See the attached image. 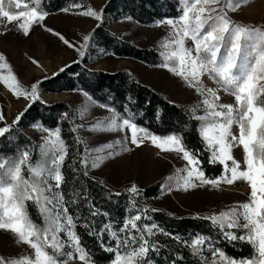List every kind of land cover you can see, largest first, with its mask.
Segmentation results:
<instances>
[{"label": "snow or ice", "instance_id": "snow-or-ice-1", "mask_svg": "<svg viewBox=\"0 0 264 264\" xmlns=\"http://www.w3.org/2000/svg\"><path fill=\"white\" fill-rule=\"evenodd\" d=\"M179 2L181 15L157 22V26L166 24L170 27L168 36L160 44L163 49V63L160 66L181 78L203 97L201 103L190 111L193 119L200 122L199 134L206 150L211 153L210 162L220 164L223 174L219 178H208L199 156L186 146L182 136L153 134L107 106L111 116L96 122L90 130L124 131V141L136 147L148 141L160 151L182 154L185 167L176 169L174 176L167 177L162 190L175 188L187 191L202 185L219 188L222 183L233 185L237 181L246 182L250 187L248 202L238 203L203 219L217 227L229 242L250 244L254 250L250 257H229L203 235L182 243L191 249L194 256L204 257L200 264H264V29L235 23L231 19L230 13L245 6L248 0ZM13 5L16 11L11 10ZM22 7L25 10H20ZM72 7L83 6L75 3ZM63 11L68 12L69 9ZM49 14L43 0H7V4L6 0H0V18L8 23L22 21L17 27L25 36L30 34L33 25L42 24ZM78 14L100 22L103 20V9L97 11L89 6ZM47 30L69 48H75L80 57L85 55L84 49L91 39L89 35H85L83 43L77 47L63 35ZM32 63L38 65L36 60H32ZM0 69H8L7 75L0 74V82L13 95L32 102L39 99L38 84H32L30 89L22 87L3 54H0ZM204 76L217 87L205 86ZM221 91L234 97L235 103H220ZM87 100L89 104L81 111L82 117L96 103L91 96H87ZM201 107L204 114L197 115ZM22 116L23 113L17 115L11 125L5 122L0 127V138H7ZM4 121L5 116L0 112V122ZM234 126L239 130L238 135L232 131ZM42 130L46 136L40 146L41 159H33L27 149L15 157L0 156V230L13 233L18 243L26 244L33 250L31 256L8 260L0 257V264H73L77 259L81 264H95L92 254L82 244V238L76 231L79 218L70 213L61 190L65 180L62 166L67 156V145L61 129ZM124 141L116 140L114 144L89 149L88 142L80 138L79 143L85 146L81 165L85 168L89 165L91 168L100 167L108 157L119 155L114 151L102 155L106 150L115 149L117 145L121 146L122 151L130 150ZM237 146H242L245 154L243 167L233 155V148ZM84 175H87V171ZM173 181L174 184L171 183ZM128 192L139 195L135 184ZM30 201L36 204L41 213L43 225L30 218L27 210ZM132 207L135 211L122 221L119 228L104 225V231L113 242L102 245L103 250L113 256L110 264H153L151 253L160 249L151 238L158 232L171 235L155 223H144L151 219L147 215L150 211L148 208L137 207L135 201ZM99 214V211L91 212L93 217ZM173 239L181 242L179 237ZM173 264L176 262L173 261Z\"/></svg>", "mask_w": 264, "mask_h": 264}, {"label": "rangeland", "instance_id": "rangeland-1", "mask_svg": "<svg viewBox=\"0 0 264 264\" xmlns=\"http://www.w3.org/2000/svg\"><path fill=\"white\" fill-rule=\"evenodd\" d=\"M86 1V4H81L83 6L81 8L70 6L71 8H67L69 9L68 12L62 9L56 13H50L42 24L32 26L28 36L23 35L22 30L17 27V24L22 21L8 23L6 19L0 18V54L6 57L7 63L11 66L13 74L22 87L30 89L32 84H38L39 99L37 101H43L46 104L59 102L69 104L76 115L75 121L71 118V122L74 121L73 129H76L75 133L79 139L83 138L88 142L87 147L89 149L104 144H114L116 140L124 141L125 132L91 131L93 124L111 116V113L107 111V108L111 107L106 108L93 99L96 102L95 105L90 106L87 113L82 117L81 111L89 104L87 100L89 95H86L85 92L78 90L57 93L46 92L42 88L43 81L60 73L61 68L66 69L84 61V67L92 71L101 70L117 73L120 70H127L141 84L159 92L167 101L182 105L190 113L193 107L201 103L202 96L198 95L181 78L174 76L166 68L160 66L163 63L161 55L163 49L160 44L170 32L168 25L140 24L129 16L116 17L108 14L106 9L112 0ZM168 1L176 4L177 11L181 15L182 6L179 0ZM89 6L97 11L103 9L102 22L78 14ZM11 10L16 11L14 5ZM20 10L25 9L22 7ZM230 16L235 23L264 29V0H248L245 6L238 11L231 12ZM99 27L118 35L121 40L135 44L139 48L156 50L160 55V63L152 65L140 60L118 57L110 52H104L93 39L95 30ZM47 29L63 35L77 47L83 43V37L89 35L91 39L88 47L84 49L85 55L80 57L75 48H69L58 36L53 35ZM32 60L38 61L39 66L33 64ZM0 74L7 75L8 69H0ZM202 79L203 84L208 88L217 87L207 76ZM219 95L221 97L220 103H235L234 97L231 95H227L223 91ZM29 104L32 105L33 102L22 97L17 98L0 82V112L5 116V121L0 122V127L4 126L5 122L11 125L20 113L24 115ZM196 114H204L202 107ZM42 129L46 128L41 124H32L20 129L23 137L30 140V142H26V146L27 149H30L29 151L35 160L41 159L40 146L46 136ZM232 131L238 135L239 130L236 126L233 127ZM124 143L130 150L122 151L121 146L117 145L115 149L106 150L102 155H107V151H114L119 155L108 157L98 168H91L90 165L87 168L83 167L89 177L101 182L114 193H126L132 201H135L137 207L148 208L150 210L148 213L164 212L178 219L184 217L203 219V217L218 214L238 203L249 200L250 187L243 181H237L233 185L222 183L219 188L202 185L194 189L189 188L187 191L176 190L175 188L171 191L162 190V185L167 182L166 178L174 176L176 169L185 167L186 161L182 159V154L160 151L148 141L141 147L131 145L127 141ZM82 146L81 159L85 154V146ZM233 155L243 167L245 154L242 146L234 147ZM222 174L223 170H221ZM25 175H27L26 172ZM220 176L207 177L219 178ZM171 183L174 184L175 181ZM133 184L138 187L139 195L134 196L128 192ZM155 184L160 185L159 192L149 200L144 199L145 190ZM151 209L156 211H151ZM149 221H144V223ZM212 226L216 229L217 234L222 235L217 227L213 224ZM159 234L158 232L157 235ZM226 241L232 244L238 243V246H241L242 243L248 244L240 241ZM32 254L33 250L26 244L18 243L17 237L13 233L0 230V257L8 260L23 255L31 256ZM73 264H81V262L77 259Z\"/></svg>", "mask_w": 264, "mask_h": 264}, {"label": "trees", "instance_id": "trees-1", "mask_svg": "<svg viewBox=\"0 0 264 264\" xmlns=\"http://www.w3.org/2000/svg\"><path fill=\"white\" fill-rule=\"evenodd\" d=\"M49 13H56L69 8L75 3L86 4V0H43ZM71 8V7H70ZM108 14L116 17L129 16L140 24H155L166 18H176L179 15L176 4L168 0H112L106 9ZM96 45L118 57L140 60L156 65L160 63V55L154 49H142L135 44L120 39L102 27L95 30ZM84 61L64 69V71L43 81L42 88L46 92L83 91L98 103L111 107L125 118H130L139 127L159 135H179L186 146L193 150L201 160V167L207 176H220V164L210 162L211 153L199 134L200 122L193 119L185 107L171 103L154 89L141 84L127 70L117 73L92 71L84 67ZM67 114V118L65 117ZM76 115L66 102L46 104L36 101L26 110L20 123L0 141V156L15 157L24 149L29 139L23 137L20 129L26 126L41 124L46 129H61L62 138L67 145V156L62 166L64 183L62 192L66 204L75 217H78L76 231L82 238V244L92 254L95 264H110L111 253L105 252L102 245L113 243L104 231L105 224H111L114 229L121 226L122 221L132 214L133 201L121 193L116 195L101 182L84 175L80 154L83 146L79 137L73 131ZM30 150V149H27ZM160 190V185L148 187L143 198L149 200ZM27 210L30 218L37 224L43 225L42 215L33 202H28ZM92 211H99L93 217ZM148 224L155 223L171 235L160 233L151 240L160 249L151 253L153 264H200L203 256H194L191 249L182 241H191L196 236H207L215 247L223 250L233 258L250 257L253 254L251 245L228 243L217 234L212 223L207 220L184 217L176 218L164 212H150ZM179 237L181 242L173 239ZM207 255V253H205ZM183 257V259H178ZM202 258V259H201Z\"/></svg>", "mask_w": 264, "mask_h": 264}]
</instances>
